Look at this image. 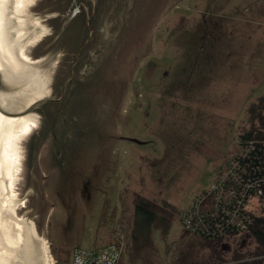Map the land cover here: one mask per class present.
Wrapping results in <instances>:
<instances>
[{
    "label": "rangeland",
    "instance_id": "rangeland-1",
    "mask_svg": "<svg viewBox=\"0 0 264 264\" xmlns=\"http://www.w3.org/2000/svg\"><path fill=\"white\" fill-rule=\"evenodd\" d=\"M69 1L35 0L28 8L27 14L40 17L46 29L45 37L26 48L32 60H42L37 64L41 70H47L45 86L36 91L40 95L52 93L59 81L56 72L66 78L79 45L86 40V31H80L77 23L84 16H65ZM112 2L116 9L107 5L113 9L107 11L106 23L119 21L120 31L103 27L95 34L104 39L100 46L96 39L87 45L89 53L79 58L76 81L63 102L81 103L93 89V102L103 106L104 138L94 151L100 133H89L85 145L89 151L83 150L91 169L99 149H105L103 188L94 193L89 206L78 205L77 218L66 234L54 221L49 232L54 216L63 227L66 224V214L55 205L49 185L56 171L46 166L53 151L52 124L59 131L56 135L62 134L61 124L42 117L44 108H40L31 114L36 126L19 141L21 160L9 191L0 177V206L17 223L33 226L46 243L49 264H72L65 253L74 247H80L86 259L94 256L97 264L102 250L112 262L110 246L116 248V264H264V249L247 231L210 241L189 235L180 222L190 200L208 190L216 168L243 148L240 135L253 130L264 137V0ZM212 2L220 10L211 16ZM203 18L219 20L210 41L213 53L208 54L210 59L215 57L214 73L203 62L195 68L203 71L200 77L189 78L187 73L196 63L188 55L194 54L211 26L200 27ZM60 19L69 22L66 30H60ZM51 61L48 71L45 66ZM111 110L114 115L108 117ZM248 209L259 218L264 216L259 198H251Z\"/></svg>",
    "mask_w": 264,
    "mask_h": 264
},
{
    "label": "flooded vegetation",
    "instance_id": "flooded-vegetation-1",
    "mask_svg": "<svg viewBox=\"0 0 264 264\" xmlns=\"http://www.w3.org/2000/svg\"><path fill=\"white\" fill-rule=\"evenodd\" d=\"M69 7L66 9L65 16L69 15L70 18H76L77 16H84L82 20H80L79 23L81 25L80 31H86V40L83 42L82 45H79L78 50L76 51L75 58L73 61V64L69 68L68 75L65 79L62 78L63 74L60 72H56V79L59 81H55L53 87L52 93H47L46 97L44 96L43 99H40L36 104V106L28 112V114H33L34 111L40 110V108H44V110H41L39 113L42 117L46 118L50 116L52 118V123L56 120L61 124V134L60 137L57 136V131L55 129V126L52 124L51 128L49 129V134H51L52 138V147L53 151L51 152V160L46 164V166L51 169V171H56L55 175L53 177H50V175L44 176L43 178L49 179V185L52 187L53 191L55 192L54 195L56 196V206L62 207L66 214V221L65 225L63 227V224L60 220V218L57 216H54L50 223L48 224L49 232L51 223L59 222L58 224L61 225V228L64 230V233L71 229L73 226V220L75 219V216L77 214H74V211L77 210L78 205L83 206H89L94 200L95 195L94 193H98L103 188V185L105 183L104 181V157H105V149L101 148L98 151V154L96 156V159L92 165V168H89L88 165V159L85 157L83 150H85V154L87 153L88 147L85 145L88 144V138L87 136L89 133H95V131H98L100 133L99 141L96 142V146H94L93 150L96 151V148H98V143L104 138H101V135L104 133V127H105V113L103 112V106L93 102L94 97L96 96V93H91L89 89L88 93L84 95L81 103H74L71 104V106L64 104L63 102L68 100L67 91L71 90V86L76 81L75 78L77 76L76 71L79 66V58L81 56H84L86 52L89 53V51L86 50V47L89 43H92L95 39L98 41L99 45H101L102 40L104 37H97L98 31L100 29H103V27H109L113 29H116L118 32L120 31V23L119 21L114 23L113 25H110L106 23V16H110V14H106L107 11L110 12L111 9H116L114 3H110V0H96L94 3L88 2V0H85L83 3H81L78 0H70L69 1ZM85 3V4H84ZM108 6H113L111 9H107ZM211 7H209L208 14L213 15L216 11L214 6L215 3L209 4ZM79 6H82L79 8ZM75 7V8H74ZM230 8H226V10H229ZM233 9V8H232ZM63 16V15H62ZM61 16V17H62ZM60 17V18H61ZM63 19H60V22L62 24L61 31L66 30L65 26L69 25L68 21L62 22ZM75 20V19H74ZM211 23H208L210 22ZM204 24L211 26H208L206 29H209V32L207 34V37L205 39L199 40V47H196L194 50V54H190L189 59L193 57L195 64H193L190 67L189 72L187 73V77L194 76V78L200 77L201 70H196V66H198L200 63L205 64V68L209 70L210 74L214 73L212 71V66L214 65V59L215 57L212 56V58H208V56L212 55L213 53V44H210V41L213 38V33L216 32V28H218L219 20L215 19L214 22H212V19L209 21L205 18H203L199 22V26L202 27ZM71 25V24H70ZM76 25V24H75ZM74 26V23H73ZM198 27V26H197ZM203 31L205 30V28ZM99 34V33H98ZM211 38H209V37ZM120 41V38H118ZM95 41V42H96ZM104 43V41H103ZM206 45V46H205ZM210 48L208 50L207 48ZM210 54V55H208ZM192 56V57H191ZM202 59V60H201ZM38 60V59H37ZM192 61V60H191ZM53 62H49L45 67H47L48 71H51ZM38 66V65H37ZM40 67V66H39ZM186 70L185 68H181ZM41 70V68H40ZM43 74L45 75L44 83L39 87H44L47 82V70H41ZM79 75V74H78ZM207 76V75H205ZM204 77V76H203ZM208 77V76H207ZM177 78V77H176ZM61 83V86L58 85ZM178 83V81H177ZM195 84L198 86L195 82ZM59 89V90H58ZM180 89V87H179ZM58 90V93H57ZM52 97H50V95ZM57 96V97H55ZM46 100V101H45ZM37 102V101H36ZM173 105V104H172ZM50 108V109H49ZM49 109V110H48ZM112 112L108 114V117H113L114 110H111ZM37 119L40 116H37L35 114ZM57 121L55 123H57ZM38 124V122H37ZM59 132V131H58ZM93 138V137H92ZM133 138H127V137H121L120 140H127L130 142ZM60 141V142H59ZM139 141V140H138ZM141 142V141H140ZM135 143V142H133ZM143 143V142H142ZM137 144V143H135ZM78 146L79 149H75V146ZM66 151V154H65ZM72 153H68V152ZM38 152V151H37ZM37 152H34L32 154L33 157L37 156ZM88 156V155H87ZM234 158L232 155L229 159H227L224 163H222L213 173L212 181L210 185L214 182V177L217 174V172L222 169L224 166H226L229 161H231ZM87 159V162H86ZM94 166H96V170L94 169ZM44 180V179H43ZM38 186V187H37ZM210 187V186H209ZM35 188H39V183H36ZM205 190H202V192L198 195H196L193 199L190 200L189 205L191 202H193L196 199H199L202 197V195L205 193ZM92 195V196H91ZM188 205V206H189ZM185 211V210H184ZM183 211V212H184ZM183 214V213H182ZM77 218V216H76ZM182 225V220H180ZM63 233V234H64ZM191 235V234H189ZM50 239V235H49ZM52 245V243H50ZM53 249V245H52ZM80 247H74L70 250H65L68 253H65L68 257L67 261H73L75 260V257H78L77 255L80 253ZM54 252V249H53ZM54 254H56L54 252Z\"/></svg>",
    "mask_w": 264,
    "mask_h": 264
},
{
    "label": "bare ground",
    "instance_id": "bare-ground-1",
    "mask_svg": "<svg viewBox=\"0 0 264 264\" xmlns=\"http://www.w3.org/2000/svg\"><path fill=\"white\" fill-rule=\"evenodd\" d=\"M34 1L0 0V73L11 87L9 94H0V177L8 191L21 160L19 141L36 126L24 108L48 93L36 92L43 88L39 87L45 78L37 66L42 60H32L26 54L27 47L46 36L40 17L27 14ZM29 92L31 95L23 99ZM5 211L0 206V264H49L46 243L33 226L17 223Z\"/></svg>",
    "mask_w": 264,
    "mask_h": 264
},
{
    "label": "built area",
    "instance_id": "built-area-1",
    "mask_svg": "<svg viewBox=\"0 0 264 264\" xmlns=\"http://www.w3.org/2000/svg\"><path fill=\"white\" fill-rule=\"evenodd\" d=\"M240 152L229 163L220 169L214 177V182L199 199L194 200L182 214V226L191 235L200 236L210 241L243 233L253 223V217L248 209L250 197L259 198L262 189L252 184L249 175V154L253 159L262 161L263 147H256L253 142L242 145ZM260 151L262 153H260ZM254 191L253 196L248 191ZM114 252V260L109 261L102 250L98 251L99 264H116V248L107 247ZM75 257L72 264H97L94 256L88 259L81 253ZM88 262V263H87Z\"/></svg>",
    "mask_w": 264,
    "mask_h": 264
},
{
    "label": "trees",
    "instance_id": "trees-1",
    "mask_svg": "<svg viewBox=\"0 0 264 264\" xmlns=\"http://www.w3.org/2000/svg\"><path fill=\"white\" fill-rule=\"evenodd\" d=\"M256 132L257 131L251 130L249 132L241 134L240 138H239L241 144L243 145L245 143L253 142L257 148L263 147V149H264V144H263L264 137H260V135H262V134H259V135L257 134V133H260V131H258L257 133ZM260 153H262V152L260 151ZM262 155H263V160L262 161H258V160L256 161L255 158L254 159L252 158L253 152H251L249 154L250 160L247 161L249 175L247 178L249 179V181L252 184L258 185L259 188L262 189V195L259 197V200H261V202H264V154H262ZM248 194L250 196H253L254 191H252V189H250L248 191ZM251 198H253V197L249 198L248 204H247L248 206H249V202H250ZM250 214L253 217V223L249 227V229L247 230V233L255 241V243L258 246H261L264 249V216L259 218L256 215H254L253 212H250ZM260 264H262V263H260Z\"/></svg>",
    "mask_w": 264,
    "mask_h": 264
},
{
    "label": "water",
    "instance_id": "water-1",
    "mask_svg": "<svg viewBox=\"0 0 264 264\" xmlns=\"http://www.w3.org/2000/svg\"><path fill=\"white\" fill-rule=\"evenodd\" d=\"M11 87L8 85L6 86V84L3 81V78L1 76L0 73V94H8L10 92ZM46 101V100H45ZM38 102H42V101H35L34 103H32V105H30V107H28V109L26 110V114H28L29 111H31ZM131 141L137 143V144H142V142L136 140V139H131Z\"/></svg>",
    "mask_w": 264,
    "mask_h": 264
},
{
    "label": "snow or ice",
    "instance_id": "snow-or-ice-1",
    "mask_svg": "<svg viewBox=\"0 0 264 264\" xmlns=\"http://www.w3.org/2000/svg\"><path fill=\"white\" fill-rule=\"evenodd\" d=\"M27 131V129H25Z\"/></svg>",
    "mask_w": 264,
    "mask_h": 264
}]
</instances>
